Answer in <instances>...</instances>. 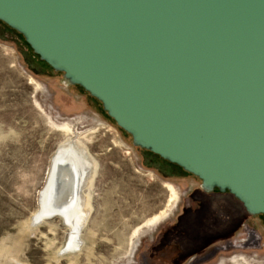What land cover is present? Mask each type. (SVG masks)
Returning a JSON list of instances; mask_svg holds the SVG:
<instances>
[{"label": "water", "instance_id": "1", "mask_svg": "<svg viewBox=\"0 0 264 264\" xmlns=\"http://www.w3.org/2000/svg\"><path fill=\"white\" fill-rule=\"evenodd\" d=\"M0 22L134 147L264 216V0H0ZM41 193L32 223L68 226Z\"/></svg>", "mask_w": 264, "mask_h": 264}, {"label": "rangeland", "instance_id": "2", "mask_svg": "<svg viewBox=\"0 0 264 264\" xmlns=\"http://www.w3.org/2000/svg\"><path fill=\"white\" fill-rule=\"evenodd\" d=\"M66 139L77 140L95 166L73 249L61 218L32 223ZM200 185L134 147L99 102L65 85L0 22V264H264V216ZM168 186L176 195L169 205ZM163 211L162 221L172 213L164 223L145 226Z\"/></svg>", "mask_w": 264, "mask_h": 264}, {"label": "bare ground", "instance_id": "3", "mask_svg": "<svg viewBox=\"0 0 264 264\" xmlns=\"http://www.w3.org/2000/svg\"><path fill=\"white\" fill-rule=\"evenodd\" d=\"M63 132L65 134L72 133L68 126L63 127ZM59 162L61 164L60 166H58ZM56 168V177L53 178V172ZM94 168V163L89 160L86 150L80 147V143L77 140L72 141L71 139H66L63 141L57 147L56 153L51 159L46 183L48 185L53 181L54 187L49 191H46L45 188L41 196L45 204L49 202L53 209L61 208L60 212L62 214L64 211L65 222L70 229L68 249L76 247L75 241L78 239V234L84 225L89 211L88 196L83 193V190L91 184L95 174ZM167 189L169 192L167 205L173 204L176 199L175 192L172 187L168 186ZM63 198H68L66 203L62 202V204H57ZM165 215L166 212L163 211L147 219L145 226H157Z\"/></svg>", "mask_w": 264, "mask_h": 264}, {"label": "flooded vegetation", "instance_id": "4", "mask_svg": "<svg viewBox=\"0 0 264 264\" xmlns=\"http://www.w3.org/2000/svg\"><path fill=\"white\" fill-rule=\"evenodd\" d=\"M172 214V213H171ZM171 214H169V215H167L166 217H167V219L171 216ZM166 218L162 221H160L157 225L158 226H160L162 223H164V221H166L167 220Z\"/></svg>", "mask_w": 264, "mask_h": 264}]
</instances>
